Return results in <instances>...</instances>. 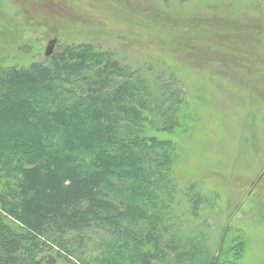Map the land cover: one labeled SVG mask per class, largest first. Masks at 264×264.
<instances>
[{"label":"trees","instance_id":"16d2710c","mask_svg":"<svg viewBox=\"0 0 264 264\" xmlns=\"http://www.w3.org/2000/svg\"><path fill=\"white\" fill-rule=\"evenodd\" d=\"M181 94L90 44L0 63V264H234L177 213L211 201L173 175Z\"/></svg>","mask_w":264,"mask_h":264},{"label":"rangeland","instance_id":"374dc122","mask_svg":"<svg viewBox=\"0 0 264 264\" xmlns=\"http://www.w3.org/2000/svg\"><path fill=\"white\" fill-rule=\"evenodd\" d=\"M52 39L175 81L184 111L164 136L178 153L173 175L211 200L193 220L180 197L178 216L206 225L216 258L264 264V0H0V63L44 61Z\"/></svg>","mask_w":264,"mask_h":264},{"label":"water","instance_id":"95a60500","mask_svg":"<svg viewBox=\"0 0 264 264\" xmlns=\"http://www.w3.org/2000/svg\"><path fill=\"white\" fill-rule=\"evenodd\" d=\"M55 44H56V39H52L51 41H49V43H48V45H47V47H46V49H45V53H44V55H45L46 57H49V56L53 53V50H54ZM47 262L51 264V263H54L55 260H54L53 257L48 256V260H47Z\"/></svg>","mask_w":264,"mask_h":264}]
</instances>
